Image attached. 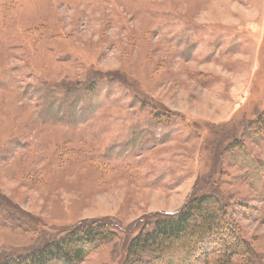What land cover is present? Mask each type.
<instances>
[{
  "label": "rangeland",
  "instance_id": "obj_1",
  "mask_svg": "<svg viewBox=\"0 0 264 264\" xmlns=\"http://www.w3.org/2000/svg\"><path fill=\"white\" fill-rule=\"evenodd\" d=\"M263 111L264 0H0V263L214 189L264 264Z\"/></svg>",
  "mask_w": 264,
  "mask_h": 264
},
{
  "label": "trees",
  "instance_id": "obj_2",
  "mask_svg": "<svg viewBox=\"0 0 264 264\" xmlns=\"http://www.w3.org/2000/svg\"><path fill=\"white\" fill-rule=\"evenodd\" d=\"M258 120L263 127L264 111ZM228 204L221 193L211 189L195 193L176 214L144 219L139 232L128 239L122 264H247V243L232 230ZM223 230L230 241H218ZM114 236L102 221L78 224L64 236L0 264H79ZM235 249L236 255L232 253Z\"/></svg>",
  "mask_w": 264,
  "mask_h": 264
}]
</instances>
